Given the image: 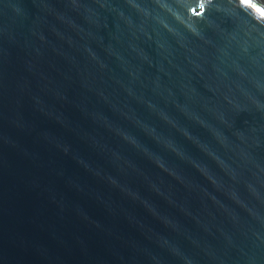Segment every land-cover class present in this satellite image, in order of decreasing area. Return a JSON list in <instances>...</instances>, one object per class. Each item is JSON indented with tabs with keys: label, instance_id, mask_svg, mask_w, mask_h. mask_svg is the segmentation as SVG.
<instances>
[{
	"label": "water",
	"instance_id": "95a60500",
	"mask_svg": "<svg viewBox=\"0 0 264 264\" xmlns=\"http://www.w3.org/2000/svg\"><path fill=\"white\" fill-rule=\"evenodd\" d=\"M0 264H264V0H0Z\"/></svg>",
	"mask_w": 264,
	"mask_h": 264
},
{
	"label": "snow or ice",
	"instance_id": "6c2138e0",
	"mask_svg": "<svg viewBox=\"0 0 264 264\" xmlns=\"http://www.w3.org/2000/svg\"><path fill=\"white\" fill-rule=\"evenodd\" d=\"M246 2H247V0H246Z\"/></svg>",
	"mask_w": 264,
	"mask_h": 264
}]
</instances>
